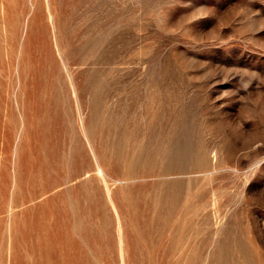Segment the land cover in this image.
Here are the masks:
<instances>
[{"label": "rangeland", "instance_id": "1", "mask_svg": "<svg viewBox=\"0 0 264 264\" xmlns=\"http://www.w3.org/2000/svg\"><path fill=\"white\" fill-rule=\"evenodd\" d=\"M0 264H264V0H0Z\"/></svg>", "mask_w": 264, "mask_h": 264}]
</instances>
